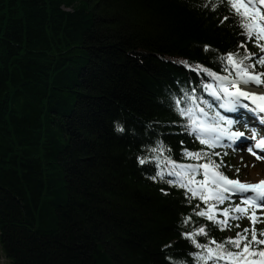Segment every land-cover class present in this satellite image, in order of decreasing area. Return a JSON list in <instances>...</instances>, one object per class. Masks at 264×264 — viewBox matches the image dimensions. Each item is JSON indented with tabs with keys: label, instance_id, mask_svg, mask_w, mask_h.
<instances>
[{
	"label": "trees",
	"instance_id": "1",
	"mask_svg": "<svg viewBox=\"0 0 264 264\" xmlns=\"http://www.w3.org/2000/svg\"><path fill=\"white\" fill-rule=\"evenodd\" d=\"M216 3L0 0V244L11 264H197L184 233L207 226L203 244L252 227L218 230L195 214L203 202L157 176L173 179L168 160L204 162L187 151L221 153L212 158L229 176L232 153L200 144L173 106L194 90L209 118L236 120L203 87L217 83L203 69L227 75L219 57L242 42Z\"/></svg>",
	"mask_w": 264,
	"mask_h": 264
},
{
	"label": "snow or ice",
	"instance_id": "2",
	"mask_svg": "<svg viewBox=\"0 0 264 264\" xmlns=\"http://www.w3.org/2000/svg\"><path fill=\"white\" fill-rule=\"evenodd\" d=\"M210 2L213 8L217 6L216 0ZM218 3L225 4L237 21L242 42L237 45V50L219 57L225 65L227 75L220 76L203 69L217 82L215 86L210 83L203 87L217 101H224L219 104L220 108L235 111L237 106H242L259 116V122L264 125V93L249 92L242 87L247 85L264 87V71H257L258 68H264V0H218ZM202 6L208 7L209 4ZM228 19L230 17H223L221 23ZM249 42L254 43L259 51L248 50ZM205 50H208V46H205ZM181 63L187 65V62ZM242 100H248L250 103L242 104ZM202 104L211 107L208 101L198 99L194 90L192 94L184 92L182 98L173 97L174 110L184 119V128L190 135L209 149L218 146L231 148L238 140L241 144L245 140L254 141L246 151L257 159L262 158L258 153L264 152V137L257 139L255 130L251 137H246L245 132L233 131V125L236 123L234 120L226 119L218 112L209 118V113L201 106ZM116 130L124 131L119 124L116 125ZM185 155L192 160L204 162L177 164L168 160L170 171L167 175L173 179L165 180L163 171L157 173L159 179L184 190L185 196L189 199L195 198L203 202L205 207L200 208L195 214L206 218L220 231L233 226L238 228V223L232 225L230 222L244 218L249 219L252 224L251 228H245L235 237H226L219 242L215 239H208L207 243L203 244L197 241L198 236L208 237L207 226L184 233V238L201 250L194 254L197 264H264V249L260 247L264 245V238H260L264 237V230L257 232L255 228L257 223L264 222V217L257 215L258 211L264 212V180L251 183L229 178L221 171L224 162L212 158L221 156L219 152L209 154L207 151H187ZM139 163L143 165L146 160L140 159ZM239 171L240 169L236 168L237 174ZM198 176L202 178L197 179ZM236 195L241 198L240 204L232 201V197ZM190 221L191 216L185 218L183 222L187 224Z\"/></svg>",
	"mask_w": 264,
	"mask_h": 264
},
{
	"label": "rangeland",
	"instance_id": "3",
	"mask_svg": "<svg viewBox=\"0 0 264 264\" xmlns=\"http://www.w3.org/2000/svg\"><path fill=\"white\" fill-rule=\"evenodd\" d=\"M257 88H259L260 90H262L263 93H264V87H257ZM219 102L220 103H223L224 101L223 100H219ZM247 103H250V101H248ZM238 110L241 111V113H244V115L241 114L244 117L245 116L244 108L241 107V106H239V109H236V111H238ZM251 120H253V119H251V118L246 119V117H245V119L243 118V120H241L240 122H236V128L233 129V131H242V132H245V136L251 137V136H253V132L252 131H249L247 128L248 127H253L254 130L257 132L256 133L257 134L256 135V138L259 139V136L264 132L263 131L264 130V127H262L261 125H259V123L253 124L252 123L253 121L251 122ZM252 142H254V141H252ZM225 143H227V141H225ZM238 147H239V145H238ZM237 148L231 149L229 147H226V150L232 153V157L230 159V165H231V167H230V171L227 174L229 175L228 177L231 178V179H239V180L242 181V178L246 176V170L249 169V167L247 165V163H249V162L246 160V158H245L244 155H242L241 153H239V149H237ZM236 168H239L240 169V171H239L238 174L236 172ZM232 200L239 202L240 201V196L239 195L233 196L232 197ZM257 215L264 217V212L258 211L257 212ZM237 222L240 225L242 223L244 224V223L249 222V219L244 218V219L239 220ZM261 223L264 225V222H261ZM0 264H11L10 261H9V259L6 258L3 255V251H2V248H1V244H0Z\"/></svg>",
	"mask_w": 264,
	"mask_h": 264
},
{
	"label": "bare ground",
	"instance_id": "4",
	"mask_svg": "<svg viewBox=\"0 0 264 264\" xmlns=\"http://www.w3.org/2000/svg\"><path fill=\"white\" fill-rule=\"evenodd\" d=\"M242 87H244L245 90L249 91V92L263 93L262 90H260L259 88H257L256 86H253V85H247V86H242ZM243 102L247 103L248 101L247 100H242L241 103L243 104ZM236 109H239V106H237ZM244 111H245L244 119H245V117H246V119L251 118V119H253V120H251V122L253 121L252 122L253 124L259 123V125L264 127V125H262L259 122V116H256L254 113L250 112L248 109H244ZM247 129L249 131H252V132L254 130L253 127H248ZM261 137H264V132L259 136V138H261ZM243 139L244 138H241V140H243ZM251 143H253V142L249 141V140H245V142L243 144H241L240 140H238L237 145L235 146V148H237L238 145H239V147L237 148V149H239V153L244 155L246 160L249 162V163H247L249 169L246 170V176L242 178V181L256 183V182H258L260 180H264V152H259L258 153V155L262 157L261 159H257L255 156L249 154L246 151V149Z\"/></svg>",
	"mask_w": 264,
	"mask_h": 264
}]
</instances>
